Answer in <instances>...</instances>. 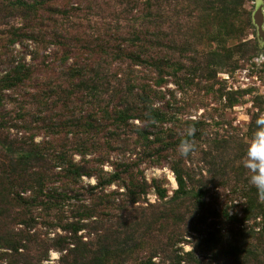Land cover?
Instances as JSON below:
<instances>
[{
	"label": "trees",
	"instance_id": "obj_1",
	"mask_svg": "<svg viewBox=\"0 0 264 264\" xmlns=\"http://www.w3.org/2000/svg\"><path fill=\"white\" fill-rule=\"evenodd\" d=\"M115 1L117 7L122 8L120 15L129 14V28L135 20L137 21L138 13L141 15L142 7L138 5V0ZM146 1L144 7L148 8L158 2ZM212 1L206 0V3L211 4ZM93 7L102 9L103 1L0 0V19L5 12L11 11L22 21V27L14 31L15 38L21 41H43L46 37H51L52 43L62 49L63 73L66 78L64 98L51 106L56 105L53 107L56 108L62 105L69 110L68 103L77 102L81 105L79 112L60 115L59 122L56 121L57 118L48 120L49 116L42 117L41 120L38 118L37 122L40 120L47 133L58 130L57 133L63 134L56 142L51 140L36 144L33 141L29 144L22 142L14 145V142H9L4 137L0 143V264H43L50 258L51 249L61 252L58 264H125L143 250L148 251L149 256L136 258V264H157L153 259L158 254L167 255L172 264H182L183 258L174 250L182 237V219L176 218L175 227L172 223L174 217L184 207H187V210L195 209L197 215L201 214L205 207V186L194 182L186 166L188 155L186 158H179L177 155L179 145L185 140L191 143L194 135L158 131V124L166 123L167 119L159 109L153 107L152 102V98L157 95L154 85L159 83L163 63L157 51L153 49L155 45L150 41L143 44L139 37L130 40L136 48L132 52H129L130 47L126 44H113L112 31H119L118 21L115 25L113 21H107L113 20L110 16L97 15L95 17L100 18L101 22L94 28V34L105 30L104 35H109L110 41L96 38L99 42L96 45L85 40L86 44L79 46V39L92 38L84 31L80 34L77 28H84L82 22L89 20ZM142 27L132 26L130 34L135 33L137 36ZM139 50L140 54H137ZM71 59L72 64L69 63ZM129 60L142 69H152L156 75L154 83L150 84L142 78L134 79L130 72L127 76L122 72H112V62L113 65H127ZM11 72L13 73L0 80L1 97L5 90L25 83L33 75L31 69L25 66ZM113 100L121 103L118 108H115L114 104L111 105ZM135 120H140L141 127L133 123ZM198 125L194 121L185 124L201 135L198 132L201 127ZM4 126L6 122L3 117L0 129ZM126 132L137 135L135 151L142 148V152L137 153L136 160L126 156L130 150V140H120ZM70 141L76 145V151L83 154L80 163L64 149ZM118 143L120 148L115 146ZM215 147L221 151L226 146L221 141L217 142ZM92 150H95L98 156L86 160L84 156ZM113 152H119L120 158L111 162L114 172L108 173L101 166L107 161L110 162ZM207 154L212 156V153ZM215 159L217 158H214L211 166L212 174L220 175L224 170L228 173L229 168L224 167V162L217 165ZM144 161L149 166L163 167L166 163L170 164L176 173L179 186L172 198L166 201L168 190L159 180L154 179L151 184L146 181L144 173L139 169ZM57 168L61 169L60 172H56ZM94 173L98 176V183L91 191L95 198L93 206L80 207L76 214L79 215L77 222L49 224L55 228L62 226L68 235L59 236L50 244L39 242L36 235L28 231L35 224L34 218L28 214L34 208H41L44 213L62 210L63 203L80 194L78 190L73 194V190L78 187L82 177H91ZM54 181L62 182L65 190H48L49 184ZM112 185H117V189L107 192ZM152 188L164 203L136 208L135 205L142 201ZM28 189L32 190V198H25L20 192ZM121 189L125 191L121 192ZM250 191L258 197L254 187ZM249 207L247 211L250 217L264 214V206L258 204V199L257 203L250 201ZM254 210L259 213H252ZM93 217L97 220L92 222L93 230L89 232L102 234V240H98L95 249L91 247L92 243L84 242L78 234L81 230L89 228L82 221ZM16 225H23L24 229L16 230ZM230 233L232 238L226 240L224 235H211L214 238L206 243L207 252L216 258L226 254L225 258L231 259L233 264H264V232L255 239L250 238L251 234L245 231H241L240 236L235 232ZM31 245L40 249H35L36 252L32 254ZM260 250L263 255L259 253ZM195 259L193 253L187 255L190 263L197 264Z\"/></svg>",
	"mask_w": 264,
	"mask_h": 264
},
{
	"label": "rangeland",
	"instance_id": "obj_2",
	"mask_svg": "<svg viewBox=\"0 0 264 264\" xmlns=\"http://www.w3.org/2000/svg\"><path fill=\"white\" fill-rule=\"evenodd\" d=\"M102 1V9L93 7L89 20L82 22L84 28H77L80 34L84 31L92 36L79 39V46L85 45V40L96 45L99 43L96 38L110 41L109 35H104L105 30L94 34V28L101 22L100 18L95 17L97 15L110 16L113 20L107 21H113L115 25L118 21L119 31H112L113 44H126L130 47L129 52L136 50L133 42H130L136 37H139L143 44L148 41L154 44L153 49L157 51L163 63L159 83L154 85L157 95L152 98V102L153 107L159 109L167 119L166 123L158 124V131H174L175 134L185 135L191 130L194 135L191 141L194 151L187 156L186 166L194 182L205 186V207L198 215L195 209L187 210V207L176 213L172 223L176 227V218L182 219V237L174 250L183 258L182 264H192L187 260V255L192 253L197 264H233L231 259L225 258L226 254L216 258L212 253H208L206 243L212 241L213 234L218 237L219 234L224 235L226 240L232 238L230 232L240 236L241 231H245L251 234L250 238L255 239L264 232V214L254 210L252 213L259 215L250 217L247 211L250 201L257 203L258 199V204L264 206V199L250 193L253 186L248 181L249 172L244 166L247 147L256 130V121L258 118H264V43L260 44L257 27L253 22L257 2L261 1L264 5V0H213L211 4H207L206 0H158L153 4V9L144 7L146 0H138V5L142 7L141 15L138 13L137 21L135 20L132 26L142 27L143 24V27L137 36L135 33L130 34L132 26L127 28L131 23L129 14L120 15L122 8L117 7L115 0ZM21 22L11 11L5 12L0 19V80L20 66L30 68L33 72L30 80L28 78L25 83L5 90L2 97L0 96V121L4 117L6 122V126L0 129V143L4 137L9 142H14V145L22 142L29 144L33 141L36 144L51 140L56 142L63 134L57 133L58 130L47 133L40 124L41 118L49 116L48 120L57 118L56 121L59 122L60 115L79 112L81 105L77 102L68 103L69 110L62 105L56 108H53L56 105L51 106L64 98V54L60 47L52 43L51 37H46L43 41H21L15 38L14 31L22 27ZM139 52L140 50L137 54H140ZM69 63L72 64L73 59ZM112 66L113 73L122 72L127 76L130 72L134 79H146L150 84L156 79L152 69H142L130 60L127 65H113L112 62ZM111 103L115 108L121 104L118 100ZM190 121L199 124L201 129L198 132L203 136L185 126ZM133 123L138 127L142 124L140 120ZM126 133L120 140H130V150L126 156L136 160L137 153H141L142 148L135 151L137 135ZM221 141L226 147L221 151L220 148L216 150V143ZM115 146L120 148L119 143ZM64 149L76 162L83 160V154L76 151L77 147L71 141ZM96 153L92 150L84 157L86 160L96 158ZM207 153H212L213 158ZM177 155L179 158L183 157L179 149ZM111 156L110 162L107 161L101 166L108 173L114 172L111 162L120 158V153L113 152ZM215 157V164L221 165L224 162V167L229 168L228 173L224 170L220 175L212 174L211 166ZM139 169L149 184L154 179L163 184L168 190L166 201L178 190L177 176L170 164L166 163L163 167L149 166L144 161ZM60 170L57 168L56 172ZM97 178L95 173L91 177L83 176L78 187L73 190V194L77 190L80 194L63 203L62 210L44 213L41 208H34L28 216L34 218L35 224L28 231L35 234L39 242L49 244L59 236L68 235L62 226L55 228L49 224L77 222L78 209L83 205L92 207L94 204L95 198L91 191L98 183ZM64 187L62 182L54 181L49 184L48 190L63 191ZM115 189L117 185H112L107 192ZM124 191L121 189V192ZM20 192L25 198L34 196L31 189ZM123 199L126 200L125 197ZM163 203L152 188L135 207L147 208L149 204ZM230 219L240 222H232ZM96 220V217L83 220L82 223L87 224L89 228L78 233L84 242L92 243L93 249L102 236L100 233L89 232L93 230L92 222ZM23 227L16 225L15 229L22 230ZM31 248L32 254L36 252L35 249H40L36 245H31ZM262 252L259 251L263 255ZM49 256L43 264H58L61 252L51 249ZM147 256L148 251H140L125 264H136V258L143 259ZM153 261L157 264H172L167 255L163 254H158Z\"/></svg>",
	"mask_w": 264,
	"mask_h": 264
},
{
	"label": "clouds",
	"instance_id": "obj_3",
	"mask_svg": "<svg viewBox=\"0 0 264 264\" xmlns=\"http://www.w3.org/2000/svg\"><path fill=\"white\" fill-rule=\"evenodd\" d=\"M193 151L194 145L187 140L179 145L182 156H187ZM244 166L249 172V183L256 189L258 197L264 199V118H258L256 121V130L247 147Z\"/></svg>",
	"mask_w": 264,
	"mask_h": 264
},
{
	"label": "water",
	"instance_id": "obj_4",
	"mask_svg": "<svg viewBox=\"0 0 264 264\" xmlns=\"http://www.w3.org/2000/svg\"><path fill=\"white\" fill-rule=\"evenodd\" d=\"M253 22L257 27L258 39L260 44L264 43V5L261 1L257 2L256 10L253 14Z\"/></svg>",
	"mask_w": 264,
	"mask_h": 264
}]
</instances>
